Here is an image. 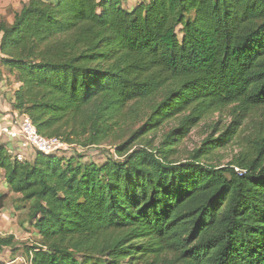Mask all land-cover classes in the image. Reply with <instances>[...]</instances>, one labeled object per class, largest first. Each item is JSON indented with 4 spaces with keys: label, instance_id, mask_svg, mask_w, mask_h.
<instances>
[{
    "label": "trees",
    "instance_id": "obj_1",
    "mask_svg": "<svg viewBox=\"0 0 264 264\" xmlns=\"http://www.w3.org/2000/svg\"><path fill=\"white\" fill-rule=\"evenodd\" d=\"M123 4L28 0L12 23L0 19V64L19 84L13 110L42 136L113 142L121 157L18 161L11 141L0 144V209L15 196L36 238L25 260L264 264V130L225 165L202 161L216 138L171 158L206 116L231 107L242 120L264 108V0ZM15 246L0 234V250Z\"/></svg>",
    "mask_w": 264,
    "mask_h": 264
},
{
    "label": "rangeland",
    "instance_id": "obj_2",
    "mask_svg": "<svg viewBox=\"0 0 264 264\" xmlns=\"http://www.w3.org/2000/svg\"><path fill=\"white\" fill-rule=\"evenodd\" d=\"M25 2L26 0H0V19L8 24L12 23L14 11L19 10ZM128 3L123 4V7L129 8ZM174 125L175 122L173 121L163 125L153 137V143L159 144L164 138V132L169 131ZM231 130H234V138L232 137L231 141L216 147L220 140L225 139ZM259 130H264V108L253 110L248 117L239 120L232 115L231 107H227L220 112L206 116L196 126L190 128L178 141L175 140L171 146L173 148L171 158L178 161L185 160L194 150L201 147L204 139L216 138L214 143L209 144L214 146L215 149L202 161L213 165H225L231 162L235 155L239 154L247 145L246 141L252 139ZM5 142H9L7 137L0 135V144ZM112 144L113 142L108 141L102 145L88 148L84 153L85 157H83V160H92L100 163L107 157L113 156L117 158L118 156L114 154ZM71 153V151L64 152L62 155L68 157ZM26 154L27 160L32 161L37 153L28 151ZM3 204L4 207L0 209V234H14L16 246L12 249H1L0 252H6L7 256H9L7 259L10 257V259H18L21 256L24 259L25 247L32 246L36 242V238L32 233L33 228L27 221L22 223L26 219V210L16 209L18 202H16L15 196H10ZM14 264L24 263L15 261Z\"/></svg>",
    "mask_w": 264,
    "mask_h": 264
},
{
    "label": "built area",
    "instance_id": "obj_3",
    "mask_svg": "<svg viewBox=\"0 0 264 264\" xmlns=\"http://www.w3.org/2000/svg\"><path fill=\"white\" fill-rule=\"evenodd\" d=\"M128 3L129 0H122ZM0 124V135L7 137L14 145L9 150L10 154L18 161L27 160V152L42 153L44 155H58L71 151L70 155H82L90 147L64 142L60 137H45L40 135L31 118L24 113L13 111L8 114ZM15 261H22L24 264H32L22 256L18 259H4L0 264H14Z\"/></svg>",
    "mask_w": 264,
    "mask_h": 264
},
{
    "label": "crops",
    "instance_id": "obj_4",
    "mask_svg": "<svg viewBox=\"0 0 264 264\" xmlns=\"http://www.w3.org/2000/svg\"><path fill=\"white\" fill-rule=\"evenodd\" d=\"M27 1L28 0H26V2ZM138 1L141 0H129L128 3L129 9H131L130 7L132 8L135 7ZM18 87L19 84L14 80V77L11 74H9L0 64V124L1 122H3L2 120L6 118L5 114L8 115L14 111L12 106L13 95ZM10 145L13 146L14 144L11 142ZM0 189H1L0 191H4L6 189L5 183L1 178H0ZM8 257L9 256H7L6 252L3 253L0 252V261L7 259Z\"/></svg>",
    "mask_w": 264,
    "mask_h": 264
}]
</instances>
